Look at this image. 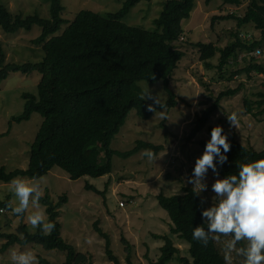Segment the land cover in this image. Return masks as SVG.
I'll return each mask as SVG.
<instances>
[{"label":"rangeland","instance_id":"1","mask_svg":"<svg viewBox=\"0 0 264 264\" xmlns=\"http://www.w3.org/2000/svg\"><path fill=\"white\" fill-rule=\"evenodd\" d=\"M124 0H61L63 6L62 18L70 24L76 14L81 11H91L105 17L107 14L118 12ZM166 0H152L151 3L141 2L133 7L122 19V22L133 28L148 32L159 30L152 21L161 12ZM252 0H241L240 7L223 5L221 0H213L209 4L205 0H194V8L190 18L182 24L184 33L176 43L178 50L184 52V58L170 79L169 87L176 96V106L165 109L168 119L161 120L158 112L149 120H141L132 110L121 127L119 133L111 142V149L116 152L131 150L136 141L162 146L158 152L160 160L148 162L142 152L127 159L113 157L112 173L100 179L88 177L72 181L68 175L58 168H53L47 175L38 179L43 190L41 199H47L56 204L61 196H66L67 202L59 210L58 221L61 226V238L73 246L77 253L85 255L90 264H115L105 254V241L95 231L98 226L110 241V250L116 257L117 264H152L155 263L164 244L152 235L169 236L173 245L179 249V257H187V244L176 236L169 234V218L158 206L157 195L172 196L181 193L182 188L193 185L187 183L192 175L196 158L203 154L200 142L210 139V131L219 123L228 134L229 140H234L243 146L256 151L264 150V104L257 106L264 95V76L255 72L247 73L249 64L264 67V39L251 25L243 26L241 34L247 33L249 42H258L260 46L252 52L237 51L225 66L219 68V51L234 42L233 35L237 32L236 22L223 20L222 17L236 15L241 17L245 8ZM0 5L14 16L38 15L43 19L49 18V3L45 0H0ZM67 24L61 27V34ZM40 34L38 27L31 31H19L7 35L0 31V52L4 54L5 64L37 63L43 59L40 47L33 46L31 40ZM213 44L217 52L208 62L199 60L196 44ZM260 50V56L254 53ZM41 76L38 73L30 75L9 74L0 83V168L6 172L25 170L29 162L30 146L42 123L38 114H32L27 122L20 124L9 123L12 117L19 116L23 111V93L37 95V85ZM142 93L150 90L158 94L161 103L168 100L161 81L154 84L140 82L137 84ZM233 97L220 101V107L210 118L205 128L192 140L187 136L193 127L197 116L213 104L219 93L236 90ZM153 103L152 100H146ZM251 105V113L246 106ZM236 112L239 117V127H230L226 116ZM6 133V134H5ZM215 176L208 172L207 191L199 197L205 199L207 208L215 195L211 185ZM88 184L96 188L102 195L86 191ZM14 200L10 183H0V204ZM216 201L213 200V203ZM39 211L45 213L46 206L39 201ZM123 203V207L119 204ZM0 208H3L0 206ZM5 209V208H3ZM31 205L24 217L15 216L10 209L0 214V232L6 234L18 233V227L23 224L27 232L34 233L27 216L34 211ZM46 215V214H45ZM5 240L0 239V248ZM220 252L222 245L216 244ZM10 249L18 251L31 250L51 264H63L65 254L58 251H45L37 245L10 247L0 253V264H11ZM223 255V253H222ZM241 258L235 257L234 264H240ZM172 264H177L176 262Z\"/></svg>","mask_w":264,"mask_h":264},{"label":"trees","instance_id":"2","mask_svg":"<svg viewBox=\"0 0 264 264\" xmlns=\"http://www.w3.org/2000/svg\"><path fill=\"white\" fill-rule=\"evenodd\" d=\"M45 1L49 3L48 19L38 15L13 17L0 5V31L12 35L38 27L40 34L31 40V44L40 47L43 52L40 62L25 64H5L4 54L0 52V83L9 74L27 76L38 73L41 76L37 95H21L24 101L23 111L19 116L11 118L9 128L12 123L27 122L32 114H38L42 118L30 146L27 168L6 172L1 167L0 183L8 184L16 177L38 180L53 168L63 171L72 181L85 177L100 179L111 175L113 157L127 159L145 149H152L157 154L162 151V146L136 141L131 150L116 152L111 149V142L132 110L144 121L154 115L147 110V106L152 103L140 99L142 91L137 86L138 83L154 84L161 81L168 96L163 105L166 109L176 106V96L170 89L169 82L185 55L178 50L176 43L184 33L182 24L190 18L194 0H166L159 16L152 21L159 30L158 33L129 27L122 22L137 4L151 3L152 0H124L118 12L105 17L91 11H81L70 24L62 18L61 0ZM211 1L213 0H205V3L209 4ZM221 2L234 7L242 4L241 0ZM222 19L235 21L238 30L233 35L234 42L219 51V68L225 66L235 52L249 53L260 46L258 42L242 39L240 29L251 25L264 39V0H252L241 17L228 15ZM65 24L68 26L58 35ZM195 47L201 62L213 59L217 52L211 43H198ZM245 71L264 76V67L261 65L249 64ZM237 93L238 89L219 93L213 104L196 117L187 141H192L205 128L219 109L222 99L233 97ZM260 97L262 100L257 103L258 107L264 104V95ZM245 104L246 111L250 114L251 105ZM156 107L157 111L161 110ZM261 112L264 113V109ZM218 125L221 126L220 123ZM211 129L208 128V131L211 132ZM2 136L4 135H0ZM229 141L231 150L226 154L228 162L223 166L217 165L220 178L236 174V166L241 163L264 159V150L256 151L234 140ZM205 144L206 142H200L202 150ZM85 190L103 196L88 184L85 185ZM40 200L46 206L47 221L55 224L52 233L45 235L37 228L30 234L23 224L18 227L16 234L0 232V239L5 240L0 253L3 254L14 245L24 247L33 244L45 251L64 253L63 264H90L85 255L77 253L73 246L61 238L58 218L60 208L67 202L66 196H61L56 204L45 198ZM156 201L169 218V234L187 244L188 256L179 257V249L173 245L169 236L152 235L154 239L164 242L156 262L152 264H224L223 255L215 242L210 241L207 247H203L192 239L193 228L203 223L201 199L192 188H182L181 193L168 197L157 195ZM8 202L6 200L0 206L7 209ZM17 217L22 219L24 214ZM93 227L105 241L106 256L117 264L118 261L110 250L107 234L96 223ZM20 233L24 235L23 240L19 238ZM38 260L39 264H51L42 257H38Z\"/></svg>","mask_w":264,"mask_h":264},{"label":"clouds","instance_id":"3","mask_svg":"<svg viewBox=\"0 0 264 264\" xmlns=\"http://www.w3.org/2000/svg\"><path fill=\"white\" fill-rule=\"evenodd\" d=\"M255 55V53H254ZM140 99L152 100L147 110L154 114L158 112L161 120L168 119L166 106L161 103L158 94L150 90L141 94ZM230 127H239V117L236 112L226 116ZM231 150L228 134L220 125L212 127L210 139L206 142L203 154L196 158L192 175L187 183L193 185V192L199 196L207 191L205 182L209 169L216 177L211 185L215 194L209 207L201 209L203 223L194 227L192 239L207 247L209 242L222 245L224 264H234V258H241L240 264H264V159L241 163L237 165V173L220 178L217 167L228 162L227 153ZM142 156L152 163L160 160L152 149H145ZM14 200L9 201L7 209L16 216H22L30 207L37 209L27 216V223L33 229L40 228L45 235H50L55 224L47 221L46 215L39 203L43 190L39 182L33 178L16 177L10 181ZM213 200L216 202L213 203ZM206 198L201 200V206ZM6 209L0 208V214ZM206 224V227L204 226ZM21 240L22 233L18 234ZM11 264H39L37 256L31 250L18 251L10 249Z\"/></svg>","mask_w":264,"mask_h":264},{"label":"built area","instance_id":"4","mask_svg":"<svg viewBox=\"0 0 264 264\" xmlns=\"http://www.w3.org/2000/svg\"><path fill=\"white\" fill-rule=\"evenodd\" d=\"M249 36H250V35H246V34H241V35H240V37H241L242 39L247 40V41L250 40V39H249ZM259 56H260V50H257V51L255 52L254 57L257 58V57H259ZM119 206H120V207H123V203H120Z\"/></svg>","mask_w":264,"mask_h":264}]
</instances>
